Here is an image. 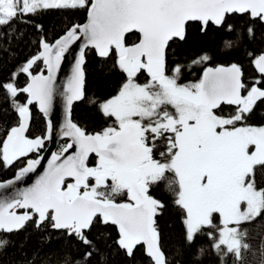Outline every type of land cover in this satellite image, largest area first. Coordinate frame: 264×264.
I'll use <instances>...</instances> for the list:
<instances>
[{
  "label": "snow or ice",
  "instance_id": "1",
  "mask_svg": "<svg viewBox=\"0 0 264 264\" xmlns=\"http://www.w3.org/2000/svg\"><path fill=\"white\" fill-rule=\"evenodd\" d=\"M50 10L86 11L87 20L66 26L54 43L42 36L40 50L0 81L7 104L0 111L16 116L14 123L0 121V166L26 159L14 179L0 181V231L18 232L31 221L37 229L48 226L65 234L77 242L78 258L65 256L62 264H93L97 257L106 264L103 249L113 246L130 262L142 250L146 264H172L158 226L165 204L150 191L167 180L184 244L191 246L206 233L222 261L229 254L240 261L241 250L250 248L242 243L247 236L242 226L264 214V188L256 185V169L264 168V126L248 123L264 104V51L247 53L258 74L249 78L241 63L213 67L208 51L181 59L173 46L188 43L195 24L202 36L210 26L225 33L224 50L241 47L255 39V28L237 32L229 17L238 14L264 24V0H0V29H9L3 34L9 41L23 35H16L14 23L42 31L30 18ZM81 40L72 74L59 93L64 122L58 134L64 143L35 183L17 188L36 171L52 139L55 129L48 118L58 94L57 71ZM87 50L112 59L124 76L116 94L99 102V112L112 123L96 132L72 120L74 102L85 97ZM38 62L44 67L34 73ZM197 66L202 69L198 77L182 83ZM144 73L146 81L138 82ZM20 74L26 76L23 87L17 83ZM32 106L46 118L44 134L35 137L27 135ZM225 106L231 109L228 115H223ZM30 153L37 158L27 159ZM8 243L0 238V248Z\"/></svg>",
  "mask_w": 264,
  "mask_h": 264
},
{
  "label": "trees",
  "instance_id": "2",
  "mask_svg": "<svg viewBox=\"0 0 264 264\" xmlns=\"http://www.w3.org/2000/svg\"><path fill=\"white\" fill-rule=\"evenodd\" d=\"M86 14V11L69 14L60 10L41 13L39 16L30 19L34 23L42 25V31H37L32 24L14 23L12 27L16 35L19 36L21 32L23 35L19 39L13 38L11 41L3 35L9 29H0V81L8 80L11 73L17 70L19 65L40 50L39 39L42 36L49 43H53L64 34L66 26L84 23ZM229 23L235 26L237 32L242 29L246 32L247 27L253 26L256 33L255 39L246 42L239 48L224 50L222 38L225 37V33L216 30L214 26H210L207 35L202 36L197 31L198 26L193 24L189 29L188 43L178 48L176 45L173 46L176 48L179 58L194 57L201 50H206L213 56L209 66L238 62L243 65L247 77L251 78L253 75H258L254 73L247 53L252 52L259 55L260 52L264 51L263 24L254 23L248 16L238 14L230 16ZM85 59V97L73 105L72 120L89 132H96L111 124L99 112L98 104L111 97L119 89L124 76L113 67L112 59L104 61L98 58L92 50H87ZM38 65L34 66V73L40 72L41 68L44 67L42 62H38ZM201 71L202 69L197 66L195 72L188 74L186 79L181 82L186 83L196 79ZM25 82L26 76L20 74L17 80L18 85L23 87ZM20 99L23 101L24 97L21 96ZM90 100H95L97 103L92 104L89 102ZM2 108H7V104L4 103L2 93H0V109ZM224 111L229 113L231 109L228 107ZM31 113L30 129L27 135L30 137L43 135L46 127L44 118L35 106L31 107ZM15 119L14 112L4 113L0 111V121L14 123ZM248 123L252 126L264 125V104L258 105ZM63 143L64 141L59 144L58 148ZM35 158H37V154L30 153L27 159ZM25 162L26 159L17 162L14 167L8 168L0 166V181L12 178L15 172L24 166ZM166 175L171 179L172 174ZM167 183L168 181L165 180L154 184L150 191L155 198L165 204L163 214L158 217V226L164 250L172 264H245L247 256L244 249L241 250L242 259L240 261L236 260L234 254L225 256L222 261L220 255L212 249L211 241L207 238L206 233L199 235L191 246L184 244L182 219L173 202L175 199L173 191L167 187ZM258 188L262 189L264 186ZM263 215L261 214L254 222L242 226L241 231L247 229V236L242 239V243H246L250 231L258 220H262ZM219 222L217 215L215 223L218 227L220 226ZM0 238L9 242L6 247L0 248V264H29V262H33V264H62L65 256L71 255L78 258L76 241L48 226L37 229L34 222L31 221L18 232L4 233L1 231ZM201 249L204 250L203 253H201ZM222 251H226V249H222ZM102 254L106 259V264H146L142 250L137 252L136 259L131 262L114 246L111 249H103ZM93 264H101L100 258L94 259Z\"/></svg>",
  "mask_w": 264,
  "mask_h": 264
},
{
  "label": "water",
  "instance_id": "3",
  "mask_svg": "<svg viewBox=\"0 0 264 264\" xmlns=\"http://www.w3.org/2000/svg\"><path fill=\"white\" fill-rule=\"evenodd\" d=\"M86 20H87V14H86V19H85L84 23L86 22ZM263 26H264V24H263ZM82 43H83L82 40L77 41L75 44H73L71 46V48L69 49V52L65 54L64 59L61 61L60 69L57 71L58 94L54 98L53 110L50 113L49 118H48V119H51L53 126H54V129H55L53 136H52V139L49 141H46L45 148H44L43 152L40 154L43 157V159H41V163L37 167L36 171L33 173L27 174L26 177H24L21 181H18L15 185L17 188L23 189L25 187H30L33 183H35L36 179L40 175L43 174L45 168L47 167L48 160L51 158V154L53 152L57 151L59 144L61 142H63V140L59 137L58 133H59L60 126L64 122V100H63V97L61 95H59V93L63 91L64 84L67 82L68 78L72 74V68H73V65L75 63L76 57L79 53L80 45ZM92 51L95 53L94 50H92ZM78 102H80V101H76V102H74V104L78 103ZM35 107H36V110L39 112L38 107L37 106H35ZM40 114L44 118L45 125H46V118L43 116L42 113H40ZM16 172H15L14 176L8 180L14 179ZM8 180H6V181H8ZM23 211H24L23 209H17L18 214H22Z\"/></svg>",
  "mask_w": 264,
  "mask_h": 264
},
{
  "label": "rangeland",
  "instance_id": "4",
  "mask_svg": "<svg viewBox=\"0 0 264 264\" xmlns=\"http://www.w3.org/2000/svg\"><path fill=\"white\" fill-rule=\"evenodd\" d=\"M256 185L258 187L264 186V168L256 170ZM246 243L250 245V248L246 250L245 264H262L264 261V254L261 253V245L264 244V215L262 220H258L250 231Z\"/></svg>",
  "mask_w": 264,
  "mask_h": 264
},
{
  "label": "flooded vegetation",
  "instance_id": "5",
  "mask_svg": "<svg viewBox=\"0 0 264 264\" xmlns=\"http://www.w3.org/2000/svg\"><path fill=\"white\" fill-rule=\"evenodd\" d=\"M146 81V73H144V74H141L140 76H139V81L138 82H140V83H144ZM118 91V90H117ZM116 91V92H117ZM116 92L113 94V95H115L116 94ZM112 95V96H113ZM229 106H225V108H228ZM229 113H227L226 111H224L223 112V115H228ZM109 122L110 123H112V121L111 120H109ZM263 126V125H262ZM257 189L259 190L260 188H258L257 187Z\"/></svg>",
  "mask_w": 264,
  "mask_h": 264
}]
</instances>
